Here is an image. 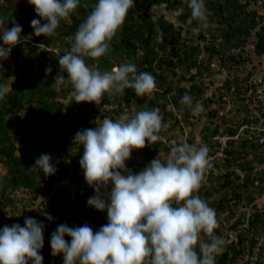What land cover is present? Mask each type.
<instances>
[{
  "label": "trees",
  "instance_id": "16d2710c",
  "mask_svg": "<svg viewBox=\"0 0 264 264\" xmlns=\"http://www.w3.org/2000/svg\"><path fill=\"white\" fill-rule=\"evenodd\" d=\"M81 2L88 7L61 19L55 34L47 37L34 34L31 21H46L28 0H0V18L5 21L0 34L15 22L23 29L21 40L27 41L14 46L9 58L0 61V84L9 88L0 100V168L6 169L4 174L0 170V229L17 223L26 226L25 218H35L45 225L40 250L43 264H64L63 254H51V237L59 225L87 223L97 231L108 222L106 210L87 204L95 189L77 187L83 177L79 163L83 146L74 144L75 134L95 128L98 117L117 120L127 114L131 119L139 111L159 108L167 129L160 131L156 143L134 149L128 166L138 173L158 156L165 160L171 147L182 142L207 146L211 167L206 168L194 194L216 211L214 235L222 237L224 244L215 254V264L239 263L244 250L227 243L229 234L246 223L252 232L250 254L264 223L260 207L253 204L250 208L255 194L264 193V168L259 169L264 144L249 129L264 114V75L254 64L250 66L252 56L247 51L250 44L258 56H264V0H204L206 28L196 20L188 22V0H134L110 42L111 50L100 58H85L86 64L100 71L133 64L138 74L149 72L155 77L156 89L143 97L133 89L105 93L100 107L95 102L76 103L67 80L59 91L54 83L60 73L58 57L70 50L71 38L98 0ZM155 7H163L170 17L154 15ZM49 67L52 71L46 75ZM223 74L216 85V76ZM63 75L67 77L66 72ZM186 92L198 109L195 114L180 103ZM243 126L248 128L240 131ZM224 135L238 137L227 139L223 147L217 137ZM42 153L52 157L54 175L28 171ZM238 208L242 212L237 214ZM65 239L70 243L71 237ZM201 239L208 242L206 234L201 233Z\"/></svg>",
  "mask_w": 264,
  "mask_h": 264
},
{
  "label": "clouds",
  "instance_id": "9594fccd",
  "mask_svg": "<svg viewBox=\"0 0 264 264\" xmlns=\"http://www.w3.org/2000/svg\"><path fill=\"white\" fill-rule=\"evenodd\" d=\"M35 6L39 19H33L31 26L36 36L51 37L60 20L80 7L87 8L81 0H28ZM134 0H98L86 19L80 23L71 48L58 57L60 73L54 78L59 85L70 82L76 103L95 102L100 107L105 93H120L133 89L143 97L156 89L155 77L149 72L137 73L133 64H121L110 71H100L87 66L85 58H100L110 49V42L125 22ZM191 9L189 23L199 22L206 28L208 17L204 0H188ZM153 12V11H152ZM0 18V27L4 25ZM23 29L13 22L5 27L0 39V61L9 58L12 48L21 42ZM7 46V47H5ZM39 46V45H38ZM46 75L51 73L47 68ZM67 73V77L63 73ZM9 88L0 84V100ZM192 96L185 93L180 103L195 114ZM159 108L142 110L131 119L122 115L117 120L111 116L96 119L95 128H85L74 136V144L83 146L79 161L88 185L95 189V195L87 204L99 211H107V224L93 231L87 223L69 227L61 224L51 237L52 255L63 254L64 264H215V254L222 249L224 240L214 235L218 227L216 211L206 199L194 194L200 187L206 168L211 167L209 149L204 145L182 142L173 145L165 160L159 156L138 173L127 168L126 161L134 149H142L146 142L154 144L161 139L159 133L168 125L162 123ZM243 128H248L243 126ZM249 129L264 144V114ZM239 135V134H238ZM238 135L230 136L237 138ZM227 143V142H226ZM226 146V145H225ZM223 146V147H225ZM264 157V150L261 152ZM50 154L42 153L36 158L29 172L40 170L45 176L54 175L55 165ZM264 168V162L259 169ZM123 173H127L126 175ZM109 184L111 190L108 191ZM259 213L264 217V193L255 194ZM242 208H238V213ZM48 220L53 218L42 212ZM235 217L231 218V223ZM262 223V222H261ZM255 236L256 244L249 254L250 245L246 223L239 231H232L228 244H235L244 250L237 258V264H264V223ZM25 225H5L0 229V264H43L40 250L44 246L45 225L35 218H25ZM201 233L208 236V242L201 239ZM65 236L71 237L67 241ZM245 242L239 247V240ZM199 247V252L197 251Z\"/></svg>",
  "mask_w": 264,
  "mask_h": 264
},
{
  "label": "rangeland",
  "instance_id": "374dc122",
  "mask_svg": "<svg viewBox=\"0 0 264 264\" xmlns=\"http://www.w3.org/2000/svg\"><path fill=\"white\" fill-rule=\"evenodd\" d=\"M166 14L168 17H170V14L168 11H166L163 7H155L153 9V14L156 15V16H160L161 14ZM247 51L249 54H251L252 56V63L250 66H252V64H254L255 67H257V69L259 70V74L260 75H264V56H258L252 47H250V44H249V47H247ZM259 75V76H260ZM226 76V74H223V75H217L216 78H217V81H216V85H218L222 80L223 78ZM126 165H127V168L128 169H132L128 166V160L126 161ZM0 170L2 171V174H4L6 172V169L4 167H1ZM123 174H127V173H123ZM79 186H89L87 181L85 180L84 178V175L82 177V179H79L78 183H77V187ZM71 188L73 189V186H71ZM111 190V184H109V187H108V191Z\"/></svg>",
  "mask_w": 264,
  "mask_h": 264
},
{
  "label": "built area",
  "instance_id": "2783aa9c",
  "mask_svg": "<svg viewBox=\"0 0 264 264\" xmlns=\"http://www.w3.org/2000/svg\"><path fill=\"white\" fill-rule=\"evenodd\" d=\"M217 138H219L220 141L222 142V146H225L226 142H227V139H229L230 136L224 135V136H218ZM250 264H257V262L256 261H251Z\"/></svg>",
  "mask_w": 264,
  "mask_h": 264
}]
</instances>
